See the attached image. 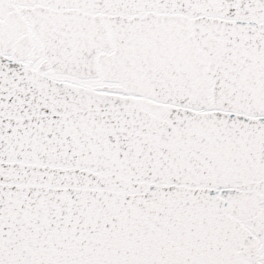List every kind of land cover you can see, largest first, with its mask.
I'll list each match as a JSON object with an SVG mask.
<instances>
[{"label":"snow or ice","instance_id":"obj_1","mask_svg":"<svg viewBox=\"0 0 264 264\" xmlns=\"http://www.w3.org/2000/svg\"><path fill=\"white\" fill-rule=\"evenodd\" d=\"M0 264H264V0H0Z\"/></svg>","mask_w":264,"mask_h":264}]
</instances>
